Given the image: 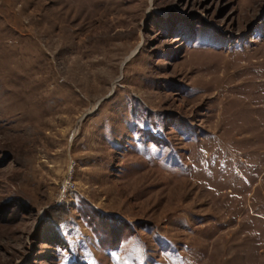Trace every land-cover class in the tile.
Here are the masks:
<instances>
[{
    "label": "rangeland",
    "instance_id": "1",
    "mask_svg": "<svg viewBox=\"0 0 264 264\" xmlns=\"http://www.w3.org/2000/svg\"><path fill=\"white\" fill-rule=\"evenodd\" d=\"M0 264H264V0H0Z\"/></svg>",
    "mask_w": 264,
    "mask_h": 264
},
{
    "label": "trees",
    "instance_id": "2",
    "mask_svg": "<svg viewBox=\"0 0 264 264\" xmlns=\"http://www.w3.org/2000/svg\"><path fill=\"white\" fill-rule=\"evenodd\" d=\"M86 217L89 222L93 224L94 227H96V232L99 234L98 237H100V242L102 244H104L106 241L112 240V242L116 245L117 243L119 244L123 240H125V237L122 236L123 233L120 231V229L114 232V229L108 227V229L105 230V228L103 229L101 224H98L95 219H93L92 214H87ZM112 237L113 239H111Z\"/></svg>",
    "mask_w": 264,
    "mask_h": 264
}]
</instances>
